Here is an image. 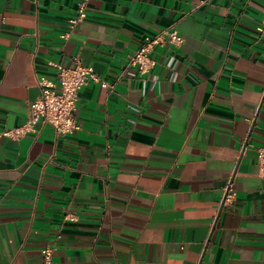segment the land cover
Listing matches in <instances>:
<instances>
[{
    "label": "crops",
    "instance_id": "0c3cea01",
    "mask_svg": "<svg viewBox=\"0 0 264 264\" xmlns=\"http://www.w3.org/2000/svg\"><path fill=\"white\" fill-rule=\"evenodd\" d=\"M80 1L0 0V130L58 65L108 84L74 133L0 136V264H264V0H89L72 27ZM169 27L182 44L128 65Z\"/></svg>",
    "mask_w": 264,
    "mask_h": 264
},
{
    "label": "built area",
    "instance_id": "2783aa9c",
    "mask_svg": "<svg viewBox=\"0 0 264 264\" xmlns=\"http://www.w3.org/2000/svg\"><path fill=\"white\" fill-rule=\"evenodd\" d=\"M89 0H81L79 3V14L71 19V26L74 27L87 15ZM264 32V14L262 25L259 27ZM176 45L183 43L184 38L174 27L161 30L153 36H147L143 46L128 57V65H134L142 72L150 71L157 63L151 55L152 48L165 41ZM90 81L99 82L101 85H108L96 73L94 68L81 63L79 60L71 66L58 65L57 79L51 81L41 78L39 81L41 92L32 101L30 115L23 125L13 129L0 130V136L19 137L27 131H38L39 124H49L54 127L57 134H71L82 128L75 111L79 101L80 91ZM259 158V174L264 178V143L257 148ZM233 183H229L225 194V201L233 199ZM65 218H73L70 213ZM54 248L46 246L42 249L44 259L47 263L53 260Z\"/></svg>",
    "mask_w": 264,
    "mask_h": 264
}]
</instances>
